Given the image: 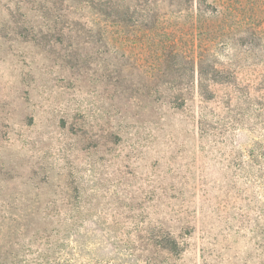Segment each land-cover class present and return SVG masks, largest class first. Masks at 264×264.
<instances>
[{"label":"rangeland","instance_id":"1","mask_svg":"<svg viewBox=\"0 0 264 264\" xmlns=\"http://www.w3.org/2000/svg\"><path fill=\"white\" fill-rule=\"evenodd\" d=\"M129 1L0 0V264H264V0Z\"/></svg>","mask_w":264,"mask_h":264},{"label":"trees","instance_id":"2","mask_svg":"<svg viewBox=\"0 0 264 264\" xmlns=\"http://www.w3.org/2000/svg\"><path fill=\"white\" fill-rule=\"evenodd\" d=\"M84 4L114 26L129 28L136 18V7L129 0H71ZM178 2L177 0H170ZM145 6V4H143ZM145 21L144 17L142 21ZM144 24V23H143Z\"/></svg>","mask_w":264,"mask_h":264}]
</instances>
